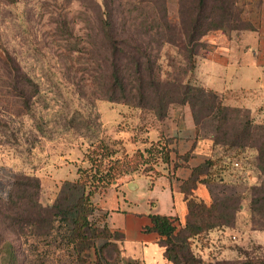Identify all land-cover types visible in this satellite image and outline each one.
<instances>
[{"label":"rangeland","instance_id":"rangeland-1","mask_svg":"<svg viewBox=\"0 0 264 264\" xmlns=\"http://www.w3.org/2000/svg\"><path fill=\"white\" fill-rule=\"evenodd\" d=\"M236 1L234 14L245 25L258 27L253 36L264 39V0ZM196 4L0 0V161L18 179L14 190L0 197V264H80L73 246L59 245L55 231L39 235L47 227L33 232L27 221L38 217L37 205L52 206L62 184L77 180L78 170L90 167L87 156L93 146L105 141L117 150L116 156L131 157L145 148V140L170 114L180 118L193 112L189 103H181L184 87L188 82L197 85L195 69L212 49L210 40L225 35L240 46L248 40L243 32L212 31L201 38L205 46L196 47L191 58L184 20ZM114 69L125 82L124 92L111 90ZM253 82L243 81L246 86ZM159 113L167 115L162 119ZM216 125L212 118H202L198 128V138L211 145V155L219 152ZM154 170L140 165L108 187L93 188V203L121 181L157 176ZM253 184L219 181L197 193L208 205H233L235 220L191 238L178 263L166 257L151 263L128 259L117 242L102 251L101 264H264V174ZM101 215L97 206L91 220L98 226ZM186 222L187 215L179 218L177 232ZM102 244L97 240L84 246L87 262L95 264L96 247Z\"/></svg>","mask_w":264,"mask_h":264},{"label":"trees","instance_id":"trees-1","mask_svg":"<svg viewBox=\"0 0 264 264\" xmlns=\"http://www.w3.org/2000/svg\"><path fill=\"white\" fill-rule=\"evenodd\" d=\"M212 1L197 0V4L186 12L184 35L187 45H190L191 58L197 55L196 47L205 46L201 38L209 32L231 33L258 30V27L254 25H245L239 20V15L234 14L236 0H219L218 5L211 4ZM196 74L197 72L193 76L195 82H197ZM111 90L121 92L126 90L125 82L117 69L113 70ZM184 90L181 103L191 105L197 134L202 118H212L217 122L216 130L220 136L214 139V145L219 147V152H214L203 164L194 168L191 177L181 186L187 205L186 225L177 232L175 223L179 221L178 217L151 215L152 225L145 229L147 232L160 235V244L165 247L164 257L174 263L179 262V255H186L185 250L188 249L191 238L215 227L229 225L235 220V214L232 212L233 205L225 201L208 205L204 199L199 198L195 191L200 185L209 187L219 181H228L253 187L252 185H255L253 181H257L258 176L264 174V123H255L251 110L228 105L224 97L207 89L199 81L197 85L188 82ZM162 114L159 113V116H163V119L167 113ZM169 118L162 122L158 131L162 130ZM236 119L239 120V125L235 123ZM258 132L260 135L256 139ZM145 144L143 150L139 149L131 157L124 158L116 156L117 150H113L105 141L93 146L87 156L90 167L79 169L77 180L65 181L62 184L52 206L37 205L36 207L40 210L38 217L26 220L27 224L33 232L35 228L40 230L47 227L48 232L39 234H45L46 237L50 232L55 231L54 237L59 236V245L73 246L80 264H91L87 262V257L82 255L84 246L91 247L97 240H102L100 249L96 247L97 261L95 262V264H101L102 251L111 244L116 246L117 242L122 240V234L111 230L106 221L108 212L102 211L99 207L102 213L100 217L103 220L102 226H98L91 220L98 206L92 201V195L95 192L93 188L97 190L100 186L108 187L112 181L134 173L140 165H144L147 169L155 168L157 177L161 176L162 172L157 171V166L171 164L172 138L160 136L159 139L154 140L151 137L145 140ZM17 181L16 178L12 190ZM34 184L40 188L37 177H34ZM33 235L38 234L33 233ZM10 253L15 259L16 255L13 251L10 250ZM127 264L136 263L130 260Z\"/></svg>","mask_w":264,"mask_h":264},{"label":"crops","instance_id":"crops-1","mask_svg":"<svg viewBox=\"0 0 264 264\" xmlns=\"http://www.w3.org/2000/svg\"><path fill=\"white\" fill-rule=\"evenodd\" d=\"M243 33L248 38L244 46L225 35L210 40L213 47L200 57L197 79L224 97L228 105L247 108L253 117L264 120V110L262 115L259 113L264 108V39L253 36L259 34V28ZM249 78L253 79V85H244L243 81ZM160 136L172 138L171 164L157 167L161 176L121 181L97 197L98 207L108 212L106 221L111 230L122 234L119 243L126 257L147 263L164 258L160 235L145 230L152 225L151 215L185 217L187 205L181 186L191 177L193 169L211 156V145L198 138L191 113L180 118L171 114L162 130L151 134L154 140ZM1 165L0 161V197L12 190L16 180L14 172ZM131 183L133 189L129 188ZM200 190H207V186L200 185L195 191L197 196Z\"/></svg>","mask_w":264,"mask_h":264},{"label":"water","instance_id":"water-1","mask_svg":"<svg viewBox=\"0 0 264 264\" xmlns=\"http://www.w3.org/2000/svg\"><path fill=\"white\" fill-rule=\"evenodd\" d=\"M133 185H134V183H131V184L129 185V188H130V189H133Z\"/></svg>","mask_w":264,"mask_h":264}]
</instances>
